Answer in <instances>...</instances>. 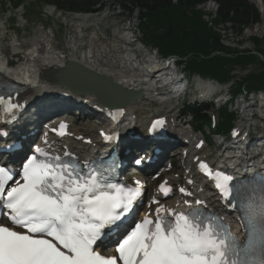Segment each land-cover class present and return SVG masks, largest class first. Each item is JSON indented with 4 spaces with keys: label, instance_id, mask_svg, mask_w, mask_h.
I'll list each match as a JSON object with an SVG mask.
<instances>
[{
    "label": "snow or ice",
    "instance_id": "snow-or-ice-1",
    "mask_svg": "<svg viewBox=\"0 0 264 264\" xmlns=\"http://www.w3.org/2000/svg\"><path fill=\"white\" fill-rule=\"evenodd\" d=\"M0 105H5L2 96ZM17 107L8 103L5 111ZM163 124L155 121L153 130ZM60 128L66 125L61 123ZM36 151L44 155L41 149ZM200 168L225 201L231 203L234 193L243 196L239 185L234 188L232 176L213 173L206 163ZM12 180L11 170L0 166V207L7 210L12 225L0 224V264H264V195L258 203L250 200L245 205L246 242L237 241L230 230L197 212L178 213L170 220L158 208L155 221L145 217L118 242V256L105 257L95 246L105 229L131 211L141 195L139 187L110 183L97 168L82 173L78 165L60 157L38 159L36 155L23 163V182L17 180L6 188ZM257 254L260 258L253 259Z\"/></svg>",
    "mask_w": 264,
    "mask_h": 264
},
{
    "label": "trees",
    "instance_id": "trees-1",
    "mask_svg": "<svg viewBox=\"0 0 264 264\" xmlns=\"http://www.w3.org/2000/svg\"><path fill=\"white\" fill-rule=\"evenodd\" d=\"M62 7L71 9H89L97 0H48ZM132 2L141 6L145 22L141 25L145 39L156 42L162 51L186 56L190 69L201 75L214 76L224 79L233 65L244 67L256 61L251 55H236L221 57L208 55L214 51L224 50L218 43L217 37L203 22L202 11L194 8L206 0H119ZM219 5L215 22L233 20L238 25L249 24L258 20V12L248 0H216ZM264 56V50L260 51ZM261 64V63H260ZM262 66V64H261ZM263 67V66H262ZM245 83L249 89L264 87V70L259 74L247 77ZM197 118L200 110L191 109Z\"/></svg>",
    "mask_w": 264,
    "mask_h": 264
},
{
    "label": "bare ground",
    "instance_id": "bare-ground-1",
    "mask_svg": "<svg viewBox=\"0 0 264 264\" xmlns=\"http://www.w3.org/2000/svg\"><path fill=\"white\" fill-rule=\"evenodd\" d=\"M0 29H1V34H0V42H1L3 41L5 36V28L1 20H0ZM74 43H76V41H74ZM10 46L14 52H17L20 49V46L17 45L16 43H13ZM69 47L70 50L72 51V53H70L72 54L70 60L79 62L83 65L85 64L87 67L91 69L99 68V71H107L108 75L113 76L119 82L120 86L124 88H129V87L136 88L142 92V97L140 99L131 102L129 104L130 106L126 108V112H128L129 114L131 113H132L131 115L134 114L133 107H135L136 105H141L142 103L147 102L148 98H151V96L150 95L148 96L147 94V88L149 89L151 87H154V85H157L158 84L157 81L152 80V78H148V81L143 80L142 76H144V74H140V75L132 74L131 71L129 70L128 64H124L119 61H113L111 59L106 60L99 52H97L91 47L88 49L89 52H82L79 49L77 50L76 44L75 45L71 44ZM52 51H53V46L50 45V43H48L47 41H45L44 38H40V39H34L32 41L31 45L25 50L23 57H21L18 61H15L13 59L10 60L6 59L5 57H2V53L0 52V80L2 81L10 80L17 83L19 86L23 87L25 92L21 94L20 100L25 99L27 95L33 96L37 92H41L44 94L46 93L51 94L52 86H50L47 83L48 81L47 82L44 81V77H42V72L45 70L47 71L49 68L59 65L57 64L54 58V54H53L54 52ZM86 58L92 59V62L87 61ZM5 61L10 63V65L5 66L4 64ZM87 98L90 99V97ZM61 99L63 98H60L59 100L60 102L62 101ZM90 100H91L89 103L90 105L92 106L97 105V103L94 100L92 99ZM25 112L26 110H24L23 112L24 115ZM75 134L77 135V133ZM78 134H80V132H78ZM87 134L88 137H90L89 136L90 133ZM41 150L43 152L57 153L60 155H63L71 151L73 153L75 152L78 156L82 157V160H84L87 157V155L90 154L89 148L84 147L81 143L73 142V140L63 141L59 144H55L53 142L47 141L44 145L41 146ZM169 179L170 182H173L175 180V177L170 176ZM207 191L208 189L201 188V190L197 193H199L203 197V199H205L207 202L209 203L214 202L211 197V194L206 193ZM187 201L188 199L185 198L184 203ZM180 204L183 203L179 202V199L169 200L168 202L165 203V209L166 208L174 209ZM232 224L234 225L236 232H238L239 227L236 225V221Z\"/></svg>",
    "mask_w": 264,
    "mask_h": 264
},
{
    "label": "rangeland",
    "instance_id": "rangeland-1",
    "mask_svg": "<svg viewBox=\"0 0 264 264\" xmlns=\"http://www.w3.org/2000/svg\"><path fill=\"white\" fill-rule=\"evenodd\" d=\"M28 1L29 2H26L24 5L25 7H21V6L18 7V5H16L17 6V8H16V7H14V2H15L14 0H0V20L4 24V28H5V39H4V41H5V47H7L6 52L8 54L11 53L12 50H11L10 44L13 42V38H15L16 42H19L20 43L19 45H21V49L19 50V55H20L19 57H22L24 55L23 53L25 52V50L30 46V42H28V41H31V39H33L34 37L41 36L40 34L42 32L43 27L40 26V23L44 24L46 21L51 22V20H52L53 25L59 24V21L54 20L52 15H47V17H49L48 19H42L44 17L43 16L44 14L41 13V11L43 9L45 10L47 7L42 2H37V4H39V8L34 9V6H31L28 9L29 12H32L33 10H34L33 12H35L34 15L29 16L27 14L26 8H27L28 3H31L34 0H28ZM251 1L254 4V6L256 7L258 13L260 14L261 23H259L257 21L253 22V24L249 26L251 28L247 29L249 31H247V30L244 31V33H243L244 35H246L249 32H253V33H256L259 31L264 32V0H251ZM215 7H216V4L214 2H207L203 8L204 13L214 14L215 10H216ZM203 20L207 21L208 17L206 15H204ZM207 22H208V24L211 23V21H209V20ZM221 25L218 27L219 30H222L225 32H230V31L234 32V30H235V27L233 26V24H230L231 26H227V25L223 26L224 24H221ZM61 26L63 27L62 23H61ZM54 29H56V28H54ZM53 33L56 35L54 30H53ZM0 34H1V31H0ZM62 34H63V31H62ZM244 35L242 37H235L232 35H227V38H231L235 41H239V40L242 41ZM67 38L68 37H65V40ZM71 43L72 42L69 43V46L71 45ZM252 45H254V44H247V45H241L240 44V46L245 48V49L253 48ZM139 106L140 105H136L135 108L139 107ZM152 109H159L160 111H168V107H165V105L164 106L163 105L162 106L161 105H153L152 107L143 106L141 109H137L136 111H137L139 118L141 120H145L144 118H147L152 113L151 112ZM220 117L224 121V125H225L224 130L226 132L230 128L229 117L225 112L221 113ZM81 129H82V131L84 129L86 132H88L90 129V125L81 126Z\"/></svg>",
    "mask_w": 264,
    "mask_h": 264
},
{
    "label": "water",
    "instance_id": "water-1",
    "mask_svg": "<svg viewBox=\"0 0 264 264\" xmlns=\"http://www.w3.org/2000/svg\"><path fill=\"white\" fill-rule=\"evenodd\" d=\"M53 82L56 85L66 86L72 91L92 93L101 102L113 106L123 104L131 98L140 96V93L126 91L119 87L112 79L99 75L94 71L76 62H68L63 68L51 69ZM107 95L112 100L107 99Z\"/></svg>",
    "mask_w": 264,
    "mask_h": 264
}]
</instances>
